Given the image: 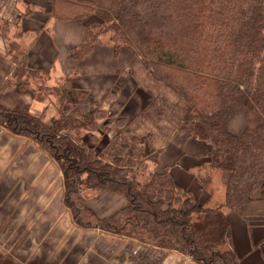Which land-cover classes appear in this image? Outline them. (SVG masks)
Instances as JSON below:
<instances>
[{"label": "trees", "instance_id": "16d2710c", "mask_svg": "<svg viewBox=\"0 0 264 264\" xmlns=\"http://www.w3.org/2000/svg\"><path fill=\"white\" fill-rule=\"evenodd\" d=\"M51 11L57 18L86 22L78 57L96 43L116 53L126 48L188 103L183 124L209 145L195 177L209 190L214 174L227 172L223 197L183 208V201L195 196L178 185L171 168L144 170L140 179L135 168L145 160L105 159L85 137L98 134L99 117L69 103L50 118L45 111L0 104V127L35 142L56 161L63 203L80 227L188 254L197 264H240L230 242L229 214L251 200L256 186L264 200V0H51ZM69 89L56 87L62 103L71 102ZM237 108L245 127L236 134L227 121ZM81 130L83 137L74 135ZM89 189L117 193L124 203L100 216L87 203Z\"/></svg>", "mask_w": 264, "mask_h": 264}, {"label": "crops", "instance_id": "0c3cea01", "mask_svg": "<svg viewBox=\"0 0 264 264\" xmlns=\"http://www.w3.org/2000/svg\"><path fill=\"white\" fill-rule=\"evenodd\" d=\"M86 33L85 21L55 17L51 0H0V104L40 113L58 101L54 87L67 86L70 107L83 114L107 112L105 130L98 128V134L110 138L105 159L150 162L157 151L153 170L171 168L178 185L192 191L199 203L221 200L227 172H216L209 190L195 177L194 168L206 161L209 145L183 124L188 103L126 48L116 53L96 43L78 57ZM42 86L49 93L38 98ZM113 121L119 131L112 137ZM227 127L240 133L245 119L232 114ZM63 189L62 172L45 150L0 127V231L7 232L0 239V264H197L188 254L80 227L63 203ZM103 194L89 193L87 200L100 216L124 203L117 193ZM260 194L259 185L247 204L229 214L230 242L240 264H264ZM190 204L186 200L183 208Z\"/></svg>", "mask_w": 264, "mask_h": 264}, {"label": "rangeland", "instance_id": "374dc122", "mask_svg": "<svg viewBox=\"0 0 264 264\" xmlns=\"http://www.w3.org/2000/svg\"><path fill=\"white\" fill-rule=\"evenodd\" d=\"M105 40V39H104ZM44 76H42V78H43ZM55 89H56V87H54ZM56 92V91H55ZM42 93V95L43 94H48L49 93V91H47L46 90V87H44V86H42V89L40 90V94ZM57 98H58V96H57ZM55 104L53 105L54 107H55V109H54V107H52V106H50L49 107V109L47 110V111H45V114H46V117L47 118H50V116L49 115H51L52 114V112H54V110H58V108H61V106H63V107H67V104H68V102H64V103H62L61 102V100H59V98H58V101H56V102H54ZM70 103H72V102H70ZM77 107V106H76ZM78 108V107H77ZM121 108V107H120ZM122 110H124L123 109V107L121 108ZM96 110H98V109H96ZM71 111H72V108H68L67 109V112H68V115L71 117V116H73L72 114H71ZM92 112H95V111H92ZM57 113L59 114V112L57 111ZM56 113V114H57ZM84 114H89V113H84ZM90 115V114H89ZM237 115H241L242 116V118L244 119V116H243V113L241 112V109L240 108H237L234 112H233V117H236ZM95 116H97V117H99L100 119H99V124H100V126H101V128H102V130L104 129L105 130V128H106V123L104 122L105 121V119H106V117H107V112L106 111H102V112H96L95 113ZM101 118H103V119H101ZM113 123H114V125H113V131L111 132V136L113 137V135H115L118 131H119V128L117 127V125L115 124V122L113 121ZM239 130V127H237V131ZM85 131H79L78 133L75 131L74 132V135L75 136H84L85 135ZM86 137V140H89V142L88 143H90V144H96V146H97V149L99 150V151H102V154L105 156H108L107 154H105V153H103V149L105 148V145L106 144H108L109 143V139L110 138H108L106 135H103V136H101L100 134H98V135H92V134H87V136H85ZM95 141V142H94ZM154 152V151H153ZM152 156V155H151ZM150 159H152L150 162H146V163H144V164H141V166L138 164L137 166L138 167H136L135 168V171H137V174H138V177L140 178V179H143V176L141 175V173H142V171H150V170H153L152 168H153V158L152 157H150ZM63 191H64V189H63ZM224 192V191H223ZM89 193H96V194H98V195H104L103 193H108V192H98V191H95V190H91V189H89V190H85V192H84V195L86 196V199L88 200L89 199ZM186 200H191V199H189V198H187V199H185L184 201H183V204H182V207H183V205H184V202L186 201ZM194 203L195 202H197V203H199L198 201V199H195V200H192ZM200 201L202 202V200L200 199ZM96 204H97V202H96ZM199 204H202V203H199ZM191 205L192 204H190L189 205V207H191ZM184 208H188V207H184ZM7 232L6 231H0V239H4L6 236H7V234H6Z\"/></svg>", "mask_w": 264, "mask_h": 264}]
</instances>
